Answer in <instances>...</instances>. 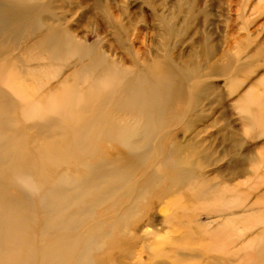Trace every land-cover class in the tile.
<instances>
[{
  "label": "bare ground",
  "instance_id": "bare-ground-1",
  "mask_svg": "<svg viewBox=\"0 0 264 264\" xmlns=\"http://www.w3.org/2000/svg\"><path fill=\"white\" fill-rule=\"evenodd\" d=\"M103 1L94 8L109 18ZM74 13L0 0V264H264V174L248 189L218 184L191 140L158 131L201 120L193 97L225 74L213 49L202 62L175 55L171 13L155 53L118 42L111 58L67 26ZM247 101L264 106L252 88L232 103ZM222 235L226 258L214 255Z\"/></svg>",
  "mask_w": 264,
  "mask_h": 264
},
{
  "label": "rangeland",
  "instance_id": "rangeland-1",
  "mask_svg": "<svg viewBox=\"0 0 264 264\" xmlns=\"http://www.w3.org/2000/svg\"><path fill=\"white\" fill-rule=\"evenodd\" d=\"M49 1H53L58 13L74 11L67 26L75 30V34L87 45L108 49L111 58L119 56V50L114 47L118 42L135 44L149 53H155L159 42L163 40L162 18L165 21L171 13L176 15V34L171 37L164 32L167 38H171L168 45L174 54L183 58L193 54L191 57L202 62L206 48L210 47L214 52L210 61L215 62V67L222 68L218 72L225 74L205 81L212 88L207 95L193 97L192 110L195 115L201 116V120L196 122L197 125L191 131L184 132L182 124L168 123H163L158 131L166 134L165 141L177 132L182 143L191 140L193 146L201 150L198 160L204 166L203 173L217 178L218 184H236L238 181L244 184V189H248L264 174V106L259 107L261 102L258 106H249L247 101L239 111L232 103L250 88L264 100V0H182L181 4L178 0H102V5L106 7L107 3L111 10L109 18L94 8L96 0ZM145 1L148 2L142 3ZM189 4L193 5L191 10L188 9ZM179 5L181 7L178 9ZM107 19L112 20V23ZM14 54H18L17 51ZM231 79L236 80L233 87L230 86V90L235 91L234 96H229L226 91ZM221 97L223 103L219 105ZM163 142L162 146L166 143ZM259 185L256 192L264 190V182ZM141 204L145 205L144 202ZM211 220L206 213L200 215L202 223L215 227L216 224ZM236 227V237H243L244 226L238 224ZM227 240L228 235H222L213 243L221 248L214 255L226 258L223 244ZM203 247L207 250L206 244ZM233 255L236 257V254Z\"/></svg>",
  "mask_w": 264,
  "mask_h": 264
}]
</instances>
